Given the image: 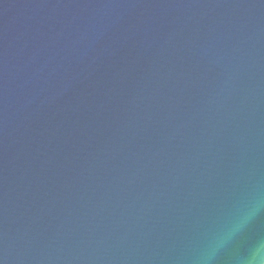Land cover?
<instances>
[{
  "label": "water",
  "instance_id": "obj_1",
  "mask_svg": "<svg viewBox=\"0 0 264 264\" xmlns=\"http://www.w3.org/2000/svg\"><path fill=\"white\" fill-rule=\"evenodd\" d=\"M260 241L264 0H0V264Z\"/></svg>",
  "mask_w": 264,
  "mask_h": 264
},
{
  "label": "clouds",
  "instance_id": "obj_2",
  "mask_svg": "<svg viewBox=\"0 0 264 264\" xmlns=\"http://www.w3.org/2000/svg\"><path fill=\"white\" fill-rule=\"evenodd\" d=\"M241 227V224H237L233 227L232 232L238 231ZM225 242V237L221 236L218 240L213 244V246L209 250V256L215 255L216 251L223 246ZM264 253V241L258 242L256 245L255 252L250 255L243 264H264V257H260L259 254Z\"/></svg>",
  "mask_w": 264,
  "mask_h": 264
}]
</instances>
